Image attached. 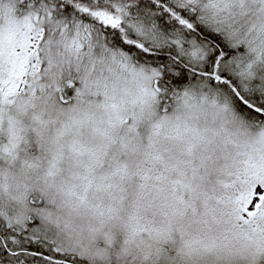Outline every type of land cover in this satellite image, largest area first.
I'll return each instance as SVG.
<instances>
[{"label":"snow or ice","instance_id":"snow-or-ice-1","mask_svg":"<svg viewBox=\"0 0 264 264\" xmlns=\"http://www.w3.org/2000/svg\"><path fill=\"white\" fill-rule=\"evenodd\" d=\"M0 264H264V0H0Z\"/></svg>","mask_w":264,"mask_h":264}]
</instances>
